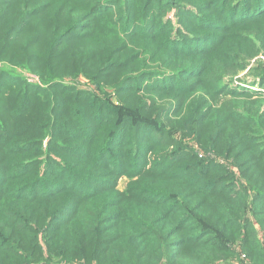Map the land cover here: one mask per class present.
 I'll list each match as a JSON object with an SVG mask.
<instances>
[{
  "label": "rangeland",
  "instance_id": "rangeland-1",
  "mask_svg": "<svg viewBox=\"0 0 264 264\" xmlns=\"http://www.w3.org/2000/svg\"><path fill=\"white\" fill-rule=\"evenodd\" d=\"M103 1L109 5L98 22L110 28L115 24L117 33H94L88 41L81 40L97 26H91V21L86 31L78 27L82 34L79 45H66L70 50H85L87 45L96 49L94 61L85 68L82 64L90 60L88 54L79 64L53 57L56 30L45 20L59 12L66 18H78L87 11L85 0H0V71L11 79L4 76L0 82V147L17 125L15 130L34 132L26 137H43L39 147L45 163L30 170L34 173L29 179L38 171L44 180L40 186L43 198L38 203L28 196L32 185L22 200L16 199L27 178L17 177L19 168L1 167L8 171L0 172L4 174H0V264H264V188L256 178L249 182L245 171L252 173L255 164L264 167V9L238 18L247 5H260L264 0L239 4L236 0H177L219 24L205 31L215 35L209 55H193L195 58L172 56L144 37L141 40L149 47L140 49L143 42L125 35V18L132 15L140 23V13L158 0ZM43 4L46 15L30 20L23 29L22 19ZM232 4V8L240 6V11L229 12ZM154 6L150 8L153 17L158 13L157 3ZM163 20L168 22L172 38L177 33L188 37L203 31L188 28L185 22L192 17L186 9L180 13L175 5L162 15ZM17 26L24 30L22 34L16 33L20 31ZM99 40L105 42V51L98 48ZM130 40L135 43L127 52L144 53L136 63L139 68L178 73L186 86L171 83L144 92L138 91L141 88L133 92V87L119 96L117 87L124 76L119 80L118 75L117 81L101 79L99 70L102 62H108L111 50ZM39 55L40 61L35 59ZM192 63H197L195 69L184 70ZM157 78L148 77L146 85L155 84ZM135 83L136 88L143 86ZM58 85L65 89H52L55 98L41 91ZM66 86L83 93L75 99L77 91H65ZM101 102L108 104L103 114L106 120L98 111ZM76 106L83 112L81 120ZM145 116L149 118L146 123L141 121ZM3 118H10L8 128ZM44 118L50 122L47 132L26 129L27 125L39 126ZM54 121L61 124L56 145L50 142ZM111 128L112 132H104ZM80 151L84 157L77 155ZM3 157L0 154V160ZM62 167L65 179L60 178ZM79 172L84 175L77 181ZM219 177L224 194L215 193ZM75 181L76 189L55 199L46 196L45 188L53 187L50 182L72 186ZM97 192H110V197L87 196ZM188 196L196 201L189 204ZM201 204L203 208L197 210ZM219 206L227 207L236 222H218ZM192 207L198 220L211 217L216 229L204 239L218 244L205 246L203 257L195 262L187 259L190 263L186 253L195 252L197 245L188 243L183 247L185 257L180 255L177 263L170 242L188 239L198 230L189 222L178 236L169 237L168 232L173 220L191 216L188 210L195 211ZM246 235L253 241L246 240Z\"/></svg>",
  "mask_w": 264,
  "mask_h": 264
},
{
  "label": "trees",
  "instance_id": "trees-1",
  "mask_svg": "<svg viewBox=\"0 0 264 264\" xmlns=\"http://www.w3.org/2000/svg\"><path fill=\"white\" fill-rule=\"evenodd\" d=\"M136 1V0H133ZM150 1V0H149ZM164 1V2H163ZM243 0H236L235 2H237L238 4L240 2H242ZM94 2V3H93ZM235 2L233 4H235ZM109 3V0H108ZM157 3L158 5V13L155 14V16L153 17L152 15L154 14V12L150 11V8L153 9L155 6V4ZM85 4H87L86 7V12H84L81 16H79L78 18H66V14L64 12H59L57 15H55V18H53V16L49 15L45 18V20L48 22V25L51 26L52 28H54L56 30L55 36L53 38V42H52V49H53V57L55 58H59L62 61H66L65 59L67 58L68 60L72 59V62L75 64H79L81 62V59L84 58V55L88 54V58L90 57L89 61H86L82 64L83 67H87L92 61L93 56L96 54V49L93 47H89L87 45V48L85 50H79L78 47H74L73 49H69V47H66L67 44H76L79 45V39L81 38V33L78 31V27H83V30H88L89 29V23L91 22V26H93L95 23L97 26H95L94 28L91 27L90 29V33L86 34L84 36H82V39H86L88 41L89 36H92L94 33H103L105 35H108L109 33L111 35H114L117 33V29H116V25L113 24V27H109V26H105L104 23H99V20H102L104 16L103 14V10L105 7H107L109 4H104L103 0H85ZM104 4V5H103ZM233 4L229 7V12L232 10H237L240 11V6L236 7V8H232ZM177 6L179 8V12L181 13V9H186V12L188 15H190L192 17V20L190 21H186L185 23L187 24L188 28L191 27H201V29L203 30L200 33L197 32H191L189 33V36H182V33H177V35L172 38L171 36H169L167 29L169 27L168 22L165 20L160 21V18H162V15H164L168 10L170 6ZM187 8H184V4L177 2V0H158V1H153L149 3V10L147 8H145V12L140 13L141 16H143L141 18V22L140 23H136L134 20H132V15L128 16L125 18V22H124V26H123V31L125 33V35H128L129 37H131V39H136L135 41H138L140 43H144V45H141L140 49H148L149 44L144 42L143 40H141V37H144L147 41L149 42H154L156 41L157 43H159L164 49H166L172 56H178V55H182L180 57L182 58H188V57H193L195 58L196 56L193 55H209L210 49H212V47L210 48L211 45V40L214 41V34L210 33V32H205L208 31L207 29H213V26L219 25V24H215L216 20H207V17H203L200 14L197 15V13L199 12H195L192 8L188 7V4L185 5ZM47 6H45V4L38 6V8L36 9V11L34 12V14H30L31 16L29 18H24L22 19V25H23V29H25L26 26L29 25L30 20L35 19L36 17H44V15H46L45 9ZM264 9V2H262L260 5L256 4H252L251 3L249 5H247L244 10L238 15V18H244V16H253L257 13H260L262 10ZM38 15V16H36ZM106 15V14H105ZM261 17H263V15H261ZM107 18V17H105ZM108 19V18H107ZM227 19V18H225ZM54 20V21H53ZM106 20V19H105ZM109 21L113 20V19H108ZM53 23H50L52 22ZM20 24V25H21ZM204 24V25H203ZM115 25V26H114ZM203 25V26H202ZM18 29H20V31L16 32L18 34H22V32L24 30L21 29L20 26H17ZM106 29V30H105ZM82 30V31H83ZM85 30V31H86ZM109 32V33H108ZM172 33H170L171 35ZM163 37V38H161ZM183 37L184 40H183ZM78 39V40H76ZM131 43H135L132 40L130 41H126V44H123L122 47L118 46V49L115 50H111L109 53L108 57V62L107 63H103L101 64L100 67V72L102 70V75L99 76L101 77V79H111V78H115V80L117 81L118 79V75H119V80L124 76V78L121 80V83L118 85L117 87V93L119 94H123L126 93L128 90L132 89L134 87V91L136 92L139 88H141L138 91H148L151 90L153 91L155 89V87H159L161 85H167V84H177L179 83V85L182 87L186 86V83L179 77L180 75L178 73L172 74V73H167V72H161V71H156V70H151L148 68H145L144 66L139 68V65H136V63H138L140 61V59L142 58V55H144V53H140V52H127L126 50L128 49V47L130 48V44ZM207 44L206 47H204V44ZM98 48L101 51H105L103 50V48H105V42L99 40L98 44H97ZM63 47V50L61 53H59V49ZM122 55V56H121ZM36 60L40 61L42 60V57L36 56L35 58ZM101 62L97 61L96 65L97 67H99ZM197 63H192L187 64L184 70H190L191 68L195 69ZM187 75L190 72H186ZM136 74V75H134ZM4 76H6L5 73L0 71V82L2 83L5 79ZM157 76V80L156 82L153 83H147L146 85V79H148V77H154ZM169 76V77H168ZM8 81H11V79L9 77H7ZM135 82L139 83V84H143L142 87H138L136 88L134 86V84H136ZM64 88V86H51L49 88H43L41 89V91H44V93L48 96H51L52 98H55L54 95V90L58 89V88ZM54 89V90H52ZM65 89V88H64ZM76 90L75 88H68L66 86V90L65 91H74ZM133 90V89H132ZM77 91V90H76ZM126 91V92H125ZM83 92L78 90L77 94L75 96V99L80 96ZM132 93V92H131ZM117 94V95H118ZM26 96H29V92L26 93ZM122 99L124 97H121ZM98 104V103H97ZM99 105V104H98ZM107 103L101 102L99 107H98V111L101 112V114H104V110L107 107ZM75 112L78 115V119L81 120L83 117V112L81 111V109L76 106L75 107ZM106 112V110H105ZM38 114H40L41 119H42V112L39 111ZM100 114V113H99ZM100 114V115H101ZM46 117H51V115L46 114ZM6 117V116H5ZM104 117V115H103ZM84 118H87L86 115H84ZM105 120L107 117H104ZM5 119V118H3ZM149 119L148 117L145 116V120H141L143 122H147L146 120ZM88 120V118H87ZM46 118H44V120L42 121V123L39 126H31V125H27L26 129H28L29 131H33V127H37L36 129L38 131L41 132H47L49 130L50 127V122H45ZM3 122H5V126H7V128L12 124L10 118H7L5 120H3ZM55 123V124H54ZM53 123V130L52 132V138L50 139V142H52L54 145L55 142V137L56 135L61 136V134L58 132L59 127L61 126V124L59 123V125L56 124V121H54ZM143 124L144 126H146V124ZM108 125H111L110 123H108ZM17 126V125H16ZM14 126L12 128V131L9 132V139L5 140V144L4 146L1 148L0 147V154H4V157L0 160V172L1 170L4 171H8L5 169H1V167H5L7 169L10 168H19L20 169V175H18L17 177H19L20 179L22 178H27L24 182L25 185H23L21 188H19V192H20V196H17L16 199L22 200V194L29 189L28 185H32L31 189H30V194L28 195L29 197H33V203H38L42 198V194H40V186L42 184V182L44 181L43 178L41 176H39L38 171L36 172V176H34L32 179H29L30 175H33V173H30V170L32 168H36L39 167L42 164H45L43 159V155H40V153L42 152L41 147H39L42 144L43 141V137H38V134H34V136L30 137H26L24 135H28L30 133H34V132H26L28 134H26L25 132H21L20 129L15 130ZM143 128V127H142ZM2 129L5 130V127L2 126ZM112 129H106L104 132H112ZM88 130L91 131L93 130L92 126L88 127ZM6 131V130H5ZM81 132V131H80ZM103 132V131H102ZM36 133H40V132H36ZM78 141V139L76 140ZM62 149V148H60ZM64 150V149H62ZM93 152V151H91ZM105 153L109 154V150H105ZM77 155L79 157H84V155L82 154V151L77 152ZM106 154H103V157ZM50 158L52 159V154L49 153ZM87 157V156H86ZM55 159H52V161H54ZM193 168V167H192ZM196 169V168H195ZM253 172L249 173L248 170H245L247 173V178L249 180V182L251 181L252 178H256V182L258 183L259 186L263 185L264 188V184L261 183L260 178L264 179V167L259 166L258 164H255V166L253 167ZM36 171V170H35ZM3 174V173H0ZM4 175V174H3ZM83 173L79 172L75 174V177L78 180L83 178ZM60 178L65 179L66 178V171H65V167H62V172L60 173ZM32 180V181H29ZM29 181V182H28ZM215 181V180H214ZM219 182L221 183V178L219 177V180H216V186H215V193L218 194H224L225 190L224 187H220ZM51 185H53V187L45 188V191H47L46 196L49 198L51 197L52 199H55L54 197H57V195H62V193H65L66 191H68L69 189H76L77 186V182H73V185H68L67 183L65 184H61V183H56V182H50ZM82 187V185L78 188V191H81L80 188ZM62 188L60 191L52 193L53 191H55L56 189ZM184 188V186L182 187ZM85 191V189L83 190ZM110 192H105V194H100V192H97V194L92 193V194H88L89 195H93L94 197L97 196H101V198L103 200H107L110 197ZM262 193V192H260ZM83 195V194H82ZM103 195V196H102ZM187 198V202L189 204H193L196 200L194 198H192V196H188ZM210 201V199H209ZM199 208H197V210L202 209L203 208V204H201V206H198ZM194 208V207H192ZM218 214H219V218H218V222H222L224 221L225 223H235V216L233 214L229 213V209L227 207H216ZM195 211H190L188 210V212L190 213L191 216H187L184 217L182 219H179L175 222V220H173L172 222V226H170V230L168 232L169 237H175L178 236L182 233H184L187 230V225L189 222H194L196 231L194 234H192L188 239L185 238H177L174 242H170V245L172 248L176 249V252L174 253V255L172 256V259L174 261H176L177 263H179V258L181 256H184V249L183 247L188 244V243H195L197 245V248L195 250V252L190 253L187 252L186 253V257L185 259L189 260L191 259V261L195 262V261H199L203 255H204V247H215L217 246L218 242H216L215 240H205L204 238L207 235H210L212 233L215 232V224L214 222L212 223V219L211 217H206L205 220H198V216H196V209L194 208ZM194 212V213H193ZM170 213V212H168ZM214 219V218H213ZM64 221V220H62ZM176 224V225H175ZM216 226H218V224H216ZM264 226V225H263ZM166 227H168V225H166ZM34 230V231H38ZM48 230V229H47ZM246 240H251L253 241L252 236H247L246 235ZM58 238V237H57ZM56 238V239H57ZM49 245V243H47ZM256 244L257 241H256ZM57 244L55 243V246ZM253 245V244H252ZM199 246H203V247H199ZM245 246V245H244ZM72 247V246H70ZM245 248H247L245 246ZM69 249V248H67ZM250 250V247L249 249ZM251 253H253V251H251ZM181 255V256H180ZM73 259V258H69L68 260ZM187 260V261H188ZM191 261H188L190 263H192Z\"/></svg>",
  "mask_w": 264,
  "mask_h": 264
}]
</instances>
